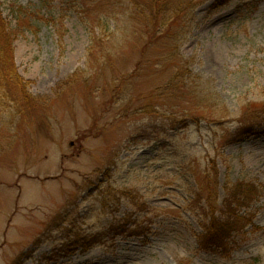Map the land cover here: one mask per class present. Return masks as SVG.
I'll return each mask as SVG.
<instances>
[{"label":"rangeland","instance_id":"374dc122","mask_svg":"<svg viewBox=\"0 0 264 264\" xmlns=\"http://www.w3.org/2000/svg\"><path fill=\"white\" fill-rule=\"evenodd\" d=\"M219 1L0 0L14 27L29 13L15 60L40 100L0 105V264H264V124L235 137L264 104V0ZM181 59L187 89L165 90ZM212 160L219 201L263 186L226 254L199 242Z\"/></svg>","mask_w":264,"mask_h":264},{"label":"trees","instance_id":"16d2710c","mask_svg":"<svg viewBox=\"0 0 264 264\" xmlns=\"http://www.w3.org/2000/svg\"><path fill=\"white\" fill-rule=\"evenodd\" d=\"M227 1L229 0H220L218 3L222 5ZM17 13V27H14L3 16L0 9V105L4 107L1 111L14 110L15 113L26 115L32 112V108L36 109L39 106L40 100L29 92L26 79L19 74L17 69L14 43L21 33L20 26L28 24L26 20L29 17L26 10L20 9ZM92 34L89 48V54L91 55L98 48H101V42L103 41L100 36L95 35V30H92ZM63 37L64 35L61 33V41ZM101 54L106 57L104 53ZM183 61L181 59L177 76L171 81L170 87L168 84L165 90L178 86L187 89L184 71L188 61ZM263 124L264 104L253 110L247 109L243 114L241 127L235 134L236 140L256 134L257 128L263 126ZM211 163L206 168L205 195L198 194L195 198V201L199 203L204 202L199 213L201 216L203 215L204 232L200 235L199 242L203 249H216L220 253L226 254L233 238L241 234L253 222V214L249 209L259 198L263 186L252 181L238 180L233 182L227 180L223 186L224 198L219 201L220 184L217 163L215 160H212ZM120 231V233L124 232V230ZM101 240L100 234L92 236L79 235L64 245V256L75 253L79 247L83 251H87L95 244L100 243ZM55 256V253L49 256L46 264H51V261L56 260ZM13 264H18V261L16 260Z\"/></svg>","mask_w":264,"mask_h":264}]
</instances>
